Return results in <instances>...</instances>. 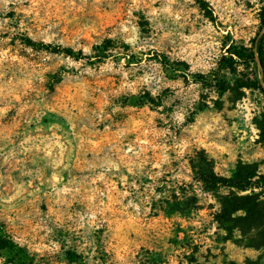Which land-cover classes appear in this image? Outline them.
Wrapping results in <instances>:
<instances>
[{"label": "rangeland", "instance_id": "1", "mask_svg": "<svg viewBox=\"0 0 264 264\" xmlns=\"http://www.w3.org/2000/svg\"><path fill=\"white\" fill-rule=\"evenodd\" d=\"M207 1L216 21L198 0H0V237L26 254L0 264H264V217L227 212L238 191L200 180L264 172L255 66L222 70L225 92L193 76L251 45L264 0Z\"/></svg>", "mask_w": 264, "mask_h": 264}, {"label": "trees", "instance_id": "2", "mask_svg": "<svg viewBox=\"0 0 264 264\" xmlns=\"http://www.w3.org/2000/svg\"><path fill=\"white\" fill-rule=\"evenodd\" d=\"M198 3L206 16L212 21H216L217 16L211 3L207 0H198ZM260 20L261 24L259 30L252 38L250 46L234 42L226 44V53L219 59L217 68L212 70L210 74H194L193 76L195 79L203 85L210 86H213V81H215V86L219 88L220 92H225L228 86L221 83V80H219L222 70L229 69L233 71L239 66L254 65L258 74V76H256V84L264 93V5L260 10ZM27 42L33 47L43 48L55 53H64L77 59L89 58L84 51L75 50L70 46L36 41L32 38H27ZM116 44L114 39L109 38L95 48L98 49L99 52L105 54V52L114 48ZM124 48L129 49L130 45L125 44ZM157 56L160 63L167 70L177 71V69L180 68L181 70V67H184V69L188 71L190 68L189 63L185 61H171L164 53H157ZM181 72L179 76L186 78L187 75H183ZM146 98L150 103L157 102L156 98L150 93H147ZM200 180L203 182V187L207 191H212L219 187H228L231 190L235 188L238 192L249 191V193L246 194H239L238 192L235 193V191H232L233 197H230L231 199L225 203V210L227 209V212L244 210L246 212L245 218L247 217L250 219L252 223H256L264 217V172L258 173L253 165H238L230 177L219 175L210 168L200 173ZM0 229L4 230L1 222ZM1 250H8L17 257L24 251L9 234L0 237V252ZM23 254L25 253H22L21 258L26 260V254ZM68 254L71 261L78 260V256L75 253L69 252Z\"/></svg>", "mask_w": 264, "mask_h": 264}]
</instances>
